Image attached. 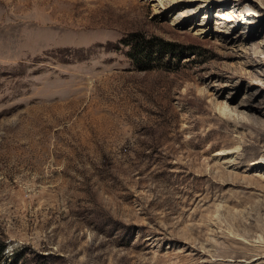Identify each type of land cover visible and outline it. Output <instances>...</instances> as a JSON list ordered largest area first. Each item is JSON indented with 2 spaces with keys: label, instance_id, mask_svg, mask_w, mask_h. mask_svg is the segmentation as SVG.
I'll use <instances>...</instances> for the list:
<instances>
[{
  "label": "rangeland",
  "instance_id": "374dc122",
  "mask_svg": "<svg viewBox=\"0 0 264 264\" xmlns=\"http://www.w3.org/2000/svg\"><path fill=\"white\" fill-rule=\"evenodd\" d=\"M1 246L264 264V0H0Z\"/></svg>",
  "mask_w": 264,
  "mask_h": 264
},
{
  "label": "trees",
  "instance_id": "16d2710c",
  "mask_svg": "<svg viewBox=\"0 0 264 264\" xmlns=\"http://www.w3.org/2000/svg\"><path fill=\"white\" fill-rule=\"evenodd\" d=\"M121 42L125 45H129V49L126 54L133 59L135 62H140L142 58L149 60L153 51L165 52L168 43L156 42L152 39L143 38L139 33L133 32L128 35L127 38H123ZM3 246L0 247V253H2Z\"/></svg>",
  "mask_w": 264,
  "mask_h": 264
},
{
  "label": "bare ground",
  "instance_id": "6f19581e",
  "mask_svg": "<svg viewBox=\"0 0 264 264\" xmlns=\"http://www.w3.org/2000/svg\"><path fill=\"white\" fill-rule=\"evenodd\" d=\"M238 1V0H237ZM239 1H244V0H239ZM234 5H237V4H234ZM247 5V4H246ZM248 10H250V8H247V11H245L243 14H244V18H245V16H248L247 14L249 13H251L250 11H248ZM253 44H255V43H253ZM252 43L251 44H249V43H247V44H245L244 46H243V53H245L248 57L246 58V60L249 62L251 59H254V57L256 56V57H259L258 55H257V53H256V47H254V45H253ZM256 60V59H255Z\"/></svg>",
  "mask_w": 264,
  "mask_h": 264
}]
</instances>
